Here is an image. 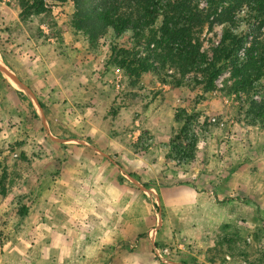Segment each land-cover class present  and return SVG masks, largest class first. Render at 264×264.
<instances>
[{
	"label": "rangeland",
	"instance_id": "obj_1",
	"mask_svg": "<svg viewBox=\"0 0 264 264\" xmlns=\"http://www.w3.org/2000/svg\"><path fill=\"white\" fill-rule=\"evenodd\" d=\"M74 11L53 4L23 20L18 0H0V54L55 136L88 141L160 201L105 157L53 143L0 74V264H264V127L245 121L243 95L229 94L232 63L213 92L197 75L174 84L170 69L167 83L130 77L112 63V38L94 45L71 27ZM211 20L202 37L209 58L226 27ZM229 25L241 60L264 42V4L249 0Z\"/></svg>",
	"mask_w": 264,
	"mask_h": 264
},
{
	"label": "trees",
	"instance_id": "obj_2",
	"mask_svg": "<svg viewBox=\"0 0 264 264\" xmlns=\"http://www.w3.org/2000/svg\"><path fill=\"white\" fill-rule=\"evenodd\" d=\"M248 1L211 0L206 12L193 0H18V7L20 17L27 20L49 14L53 4L72 5L71 27L88 36L94 45L112 38V63L130 77L153 75L167 83L166 71L170 69L175 72L174 84L181 85L184 77L197 75L203 90L213 92L225 65L231 62L233 84L228 87L229 94L243 95L245 121L264 127V101L254 100L264 90V42L253 44L240 60L242 40L229 25L231 15ZM212 17L226 27L209 58L202 53V37L213 24ZM142 45L146 46L145 57L139 56ZM251 110L254 115L250 118Z\"/></svg>",
	"mask_w": 264,
	"mask_h": 264
},
{
	"label": "water",
	"instance_id": "obj_3",
	"mask_svg": "<svg viewBox=\"0 0 264 264\" xmlns=\"http://www.w3.org/2000/svg\"><path fill=\"white\" fill-rule=\"evenodd\" d=\"M0 74L7 81H9L18 91H20L29 100V102L31 103V105H32V107H33V109H34V111L36 113V115L38 116L40 122L42 123L45 131L47 132L50 140L53 143L60 144V145L82 146V147H85V148H88V149L92 150L93 152L101 155L102 157H105L111 163H113L115 166H117L119 168L120 173L122 174L123 177H125L132 184L136 185L141 191L149 194L150 196H154L157 199V202L159 203L160 197H159V195L157 193H155L154 191L148 189L143 183H141L140 181H138L137 179H135L134 177H132L131 175L126 173L125 170L119 164H117L109 155H107L106 153L102 152L101 150H99L98 148L93 146L88 141H85V140H82V139H77V138H61V137L55 136L52 133V131H51V128H50L49 122H48V120L46 118L44 109H43L42 105L40 104L38 98L36 97L35 93L33 92V90L27 84H25L19 78V76L7 64V62L4 60V58L2 57L1 54H0ZM159 206H160V204H159ZM159 214H160L159 225L153 231L152 239L154 238V236L157 234L158 230L163 225V220L161 218V212H159ZM153 243H154V241H153ZM153 247H154V250L157 252V246L154 244ZM163 261L168 263V264H177V263H174V262H167L165 260H163Z\"/></svg>",
	"mask_w": 264,
	"mask_h": 264
}]
</instances>
